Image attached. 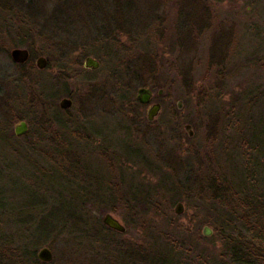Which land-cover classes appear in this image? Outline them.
Segmentation results:
<instances>
[{
  "label": "rangeland",
  "instance_id": "374dc122",
  "mask_svg": "<svg viewBox=\"0 0 264 264\" xmlns=\"http://www.w3.org/2000/svg\"><path fill=\"white\" fill-rule=\"evenodd\" d=\"M128 1L135 5L124 20L131 36L120 34L115 56L107 57L98 46L86 48L81 56L92 36L81 27L103 23L86 21L85 12L75 27L79 40L72 54L64 55V48L53 42L39 44L46 50L39 49L30 71L16 69L10 57L12 49L26 47L0 51V95L7 92L0 99V114L16 105L31 131L41 125V113L51 110L62 122L51 124L52 133L81 128L87 134L80 140L69 136L70 148H65L56 146L52 134L42 141L14 136L18 120L11 122L14 139L0 143V169L6 172L5 183L13 184L12 201L35 191L48 204L61 205L63 215L72 208L86 216L95 229L111 214L125 232L107 228L81 239L71 233L76 226L70 221L61 232H49L46 244L34 246V223L12 226L4 246L14 253L9 251L10 258L0 264H17L15 249L36 255L44 247L52 261L43 264L139 263L132 252L156 253L167 237L179 240L176 251L185 264H197L200 253L216 257L224 252L225 244L215 233L220 210L204 200L203 188L211 177L235 174L236 165L246 160L248 134L257 139L255 134L264 132V0ZM88 6L95 8L93 0ZM39 57L46 60L43 70L36 67ZM87 57L100 67L86 69ZM18 74L31 83L27 88L44 94L45 107L30 96L32 91L13 85ZM139 88L151 90V103L161 104L150 123L147 107L136 101ZM15 90L25 102L4 103L17 95ZM63 98L73 101L67 113L59 108ZM84 197L95 198L94 205H82ZM178 203L180 214L175 213ZM204 227L211 229L210 236L203 235ZM125 251L129 256H123Z\"/></svg>",
  "mask_w": 264,
  "mask_h": 264
},
{
  "label": "trees",
  "instance_id": "16d2710c",
  "mask_svg": "<svg viewBox=\"0 0 264 264\" xmlns=\"http://www.w3.org/2000/svg\"><path fill=\"white\" fill-rule=\"evenodd\" d=\"M87 1L92 0H0V51L8 53L10 47H26L31 54L30 60L23 65H15V67L19 70L28 68L30 71L34 68L33 58L38 53L41 54L39 44L43 46L53 42L58 48L59 46L64 48V55L72 54L71 50L77 48L75 46H78L76 42L79 40L75 34V27L81 18L80 12H85L86 21L100 19L104 24L81 27L82 31L91 30L92 32L91 40L88 41L85 50L81 51V56L88 52L86 48L92 46H98L99 50L107 57L117 55L121 49L120 34L125 33L131 36V31L124 20L130 9L135 8V5L129 3L128 0H93L95 8L92 6L93 8L90 9ZM85 6L88 8H84ZM93 16L96 18L91 19ZM41 17L43 19H40ZM6 42H9L8 46L5 45ZM40 50L44 51L46 48L43 47ZM116 69H118V64ZM11 81L14 86L20 85L24 90L32 91L30 96L33 95L34 100L38 98L39 104L42 103L45 107L44 94L38 93L35 87L33 90L27 88L31 86V83L25 75L18 74ZM3 93H7L6 90ZM15 93L17 95L13 94L12 97H8L4 103L10 104V101L15 103L16 100L25 102V99L22 98L24 96H20L17 91ZM4 94L1 92L0 99ZM3 111L4 113L0 114V143L7 144V140L14 139L12 134L9 135L11 122L26 117L16 105L14 108L5 107ZM50 112L51 110L41 113L39 119L41 125L29 131L27 137L42 141L52 134L56 146L65 148H70L71 139L69 136L77 138L75 140L83 138L77 130L54 131L52 133V122L60 119L52 116ZM49 115L52 116H50L52 122L47 119ZM249 119L252 120L254 117L250 116ZM255 136L257 139L254 138V135L248 134V138L245 136L248 144V149L245 152L246 160L241 166L236 165L235 174L231 172L219 177L214 176L205 182L203 192L207 198L204 200L207 203L211 202L212 209L218 206V210H220L219 226L215 227V233L222 238L225 248L224 252L216 257H206L203 253L198 254L197 264H264V132L255 134ZM65 162L62 165L64 170L67 169ZM6 166L8 168L10 164L7 163ZM41 172L42 174L46 173L42 169ZM4 175L6 172L0 169V180L2 181L0 184V261L10 258L9 251L14 253V250L5 248L10 237L5 232L12 226L23 228L26 224L32 226L34 223V246L46 244L49 232L54 233L56 228H59V232H61L70 221L76 226V229H72L71 233H76L75 235L81 239L93 237L108 230L99 221L97 229H95L96 226L91 227L88 218L78 215L72 208V211L64 209L69 212L63 215L61 205L48 204L35 191H29L23 199L14 203L11 193L13 184L5 183ZM81 188L83 191L85 190V187ZM95 201V198L84 197L80 202L84 206L86 203L93 206ZM65 202L67 204L69 201L65 200ZM46 207H48L46 212L42 213L41 210ZM109 231L111 230L109 229ZM172 233L174 231L169 232V235ZM167 239L159 244L160 250L156 253L147 251L144 256H140L139 253L136 255L131 251L132 255L139 257L137 259L139 263L127 259L119 264H185L182 261V253L176 251L179 240H171L170 237ZM15 250L18 253L16 256H20V259H16L17 264L22 262L43 264L38 260L34 251L19 253L18 249ZM129 253L125 251L123 256L125 257ZM176 256L179 257V261L176 260Z\"/></svg>",
  "mask_w": 264,
  "mask_h": 264
},
{
  "label": "water",
  "instance_id": "95a60500",
  "mask_svg": "<svg viewBox=\"0 0 264 264\" xmlns=\"http://www.w3.org/2000/svg\"><path fill=\"white\" fill-rule=\"evenodd\" d=\"M10 56L12 60L15 63L18 64H23L29 59V52L26 49H13L10 52ZM46 61L43 57H39L36 61V66L39 70H43L45 68ZM84 67L86 69L90 70H97L100 67V63L96 61L95 59L91 57H87L84 60ZM151 97V92L147 88H139L136 92V100L138 103L142 105H146L149 103ZM72 101L69 99H62L59 103V106L61 109H68L71 107ZM178 107H181V103H178ZM161 107L159 104H155L151 106L147 113H146V119L148 122H152L154 118L158 115ZM185 130L188 131V136L191 137L193 135L191 131V126L186 125ZM14 132L17 136H22L24 133L27 132V125L25 122H20L15 126ZM182 211V205L178 203L175 208V213L180 214ZM102 224L106 226L107 228L116 231L118 233H124L125 232V227L116 219L114 218L111 214H105L103 219H102ZM212 233L211 229L208 227H204L203 229V235L204 236H210ZM37 258L39 261L44 262V263H49L52 261V254L51 251L44 247L41 248L37 252Z\"/></svg>",
  "mask_w": 264,
  "mask_h": 264
},
{
  "label": "flooded vegetation",
  "instance_id": "af4514ba",
  "mask_svg": "<svg viewBox=\"0 0 264 264\" xmlns=\"http://www.w3.org/2000/svg\"><path fill=\"white\" fill-rule=\"evenodd\" d=\"M15 49H18V48H15ZM20 49V48H19ZM24 49H26V48H24ZM13 50V49H12ZM11 50V51H12ZM28 52H29V50L28 49H26ZM10 51V52H11ZM11 57V56H10ZM30 57H31V54H30V52H29V59L25 62V63H27L29 60H30ZM12 59V58H11ZM45 59V58H44ZM13 61V60H12ZM46 61V60H45ZM14 62V61H13ZM25 63H23V64H25ZM14 64L15 65H23V64H18V63H15L14 62ZM37 67V66H36ZM38 69V68H37ZM150 92H151V97H150V101H149V103L148 104H146V105H142V104H140V105H142V106H145V107H147V109H146V113H147V111H148V109L151 107V106H153V105H155V104H159V103H151V100H152V96H153V92L150 90ZM158 94H161V91H159L158 92ZM64 99V98H63ZM65 99H69V98H65ZM62 100V99H61ZM69 100H71V99H69ZM72 101V100H71ZM137 101V100H136ZM60 103V102H59ZM138 103V102H137ZM72 104H73V101H72ZM72 104H71V106H72ZM160 105V107H161V104H159ZM59 108H60V106H59ZM71 108V107H70ZM70 108H68V109H70ZM61 109V108H60ZM68 109H61L62 111H64L65 110V113H67V111L66 110H68ZM25 119L26 118H24V119H21V120H18V124L20 123V122H25L26 123V125H27V132L26 133H24L22 136H24V135H26V134H28L29 133V124L27 123V121H25ZM47 119H49L50 121H51V117H50V115L47 117ZM52 122V121H51ZM55 122H59V123H62L60 120L59 121H53L52 122V124L53 123H55ZM31 123V122H30ZM67 123V122H66ZM150 123V122H149ZM65 124V123H64ZM14 129H15V127H14ZM32 130H33V128H32ZM77 131L79 132V133H81V136H82V134H84L85 133V135H87L86 134V132H83L82 130H81V128H78L77 129ZM59 132V131H58ZM13 135L14 136H17L16 134H15V132H13ZM92 135V134H91Z\"/></svg>",
  "mask_w": 264,
  "mask_h": 264
}]
</instances>
